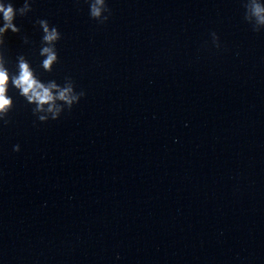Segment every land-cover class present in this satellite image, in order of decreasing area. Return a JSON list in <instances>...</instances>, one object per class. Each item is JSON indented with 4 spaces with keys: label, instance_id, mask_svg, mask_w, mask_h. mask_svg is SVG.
Instances as JSON below:
<instances>
[{
    "label": "clouds",
    "instance_id": "9594fccd",
    "mask_svg": "<svg viewBox=\"0 0 264 264\" xmlns=\"http://www.w3.org/2000/svg\"><path fill=\"white\" fill-rule=\"evenodd\" d=\"M89 5V17L100 24L108 21L111 9L106 0H85ZM244 20L251 25L254 32L264 29V2L261 0H244ZM32 9V0H24L23 5L16 8L11 0L5 3L0 0V124L10 123L9 113L14 107L13 99L8 95L10 85L18 90L28 104L34 105L32 113L38 121L57 120L65 109L71 110L75 104L85 95L83 90L77 92L75 84L70 77H65L64 83L58 84L55 80L42 81L35 75L30 62L20 55L17 57V72L10 73L6 67L5 36L11 31L19 33L16 25L17 15L26 16ZM42 30L41 47L39 55L43 57L41 67L46 72H51L59 61L56 45L62 35L59 29L50 25L46 19L36 21ZM213 44L219 48V37L215 32L211 33ZM28 43L27 38L24 40ZM60 102V103H58ZM13 151L19 152L20 145H14Z\"/></svg>",
    "mask_w": 264,
    "mask_h": 264
}]
</instances>
